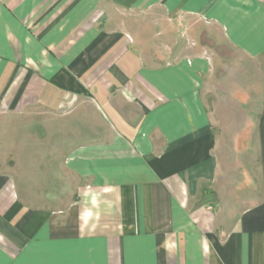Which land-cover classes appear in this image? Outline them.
Listing matches in <instances>:
<instances>
[{
  "label": "crops",
  "instance_id": "obj_1",
  "mask_svg": "<svg viewBox=\"0 0 264 264\" xmlns=\"http://www.w3.org/2000/svg\"><path fill=\"white\" fill-rule=\"evenodd\" d=\"M232 73L257 202L217 183ZM20 117L58 135L0 147V264H264V0H0V144Z\"/></svg>",
  "mask_w": 264,
  "mask_h": 264
},
{
  "label": "rangeland",
  "instance_id": "obj_2",
  "mask_svg": "<svg viewBox=\"0 0 264 264\" xmlns=\"http://www.w3.org/2000/svg\"><path fill=\"white\" fill-rule=\"evenodd\" d=\"M220 54L223 53L219 49ZM230 55L236 56L235 52ZM223 71H227L225 68ZM232 71H236L235 68ZM239 77L235 73L226 74L223 79L222 86L219 88V98L216 112L212 113L213 124L218 135L217 156L219 161V170L217 183L221 187L225 200H239L250 203L251 200L257 202L261 198V166L259 162V144L256 142L258 129L256 120L259 112L253 110L244 113L232 108L238 92L231 83V78ZM228 78V79H227ZM239 95V94H238ZM30 123V126L22 128V125ZM44 125L41 127V125ZM12 127L3 135L8 141L0 144L3 152L4 162L10 166V169L16 172L18 165L22 160L21 147L25 148V144H21L23 140L34 142L39 135L45 133L50 135V140L57 138V133L50 127L52 124L40 121V117L22 118L12 121ZM19 125V127H16ZM44 134V135H45ZM28 144V142L26 143ZM30 146H33L32 144ZM8 158V159H6ZM20 178V177H17ZM22 179V178H20ZM42 179L35 181L33 188H43ZM24 184L31 182L23 178ZM40 185V186H39ZM32 188V186H31ZM29 194V193H26ZM34 195V192L30 193ZM45 194V193H44Z\"/></svg>",
  "mask_w": 264,
  "mask_h": 264
}]
</instances>
